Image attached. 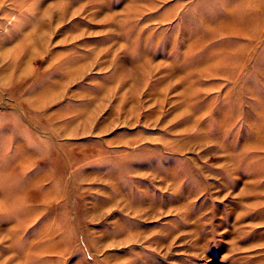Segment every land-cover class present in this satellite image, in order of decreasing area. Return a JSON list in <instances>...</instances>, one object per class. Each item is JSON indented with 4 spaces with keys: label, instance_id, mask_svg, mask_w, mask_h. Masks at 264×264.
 <instances>
[{
    "label": "rangeland",
    "instance_id": "1",
    "mask_svg": "<svg viewBox=\"0 0 264 264\" xmlns=\"http://www.w3.org/2000/svg\"><path fill=\"white\" fill-rule=\"evenodd\" d=\"M0 264H264V0H0Z\"/></svg>",
    "mask_w": 264,
    "mask_h": 264
}]
</instances>
